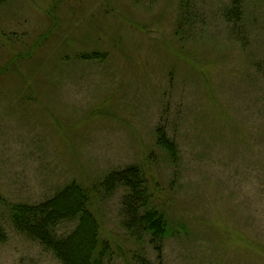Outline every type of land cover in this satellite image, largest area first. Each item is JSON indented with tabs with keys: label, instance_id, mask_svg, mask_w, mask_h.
<instances>
[{
	"label": "rangeland",
	"instance_id": "1",
	"mask_svg": "<svg viewBox=\"0 0 264 264\" xmlns=\"http://www.w3.org/2000/svg\"><path fill=\"white\" fill-rule=\"evenodd\" d=\"M183 1L0 3V193L35 203L70 181L95 186L106 264L139 253L264 264V0H240L239 36L222 15L231 0ZM91 51L103 54L80 58ZM157 125L175 159L156 145ZM131 163L171 227L158 258L122 225V190L95 185ZM0 264L61 262L8 228Z\"/></svg>",
	"mask_w": 264,
	"mask_h": 264
},
{
	"label": "trees",
	"instance_id": "2",
	"mask_svg": "<svg viewBox=\"0 0 264 264\" xmlns=\"http://www.w3.org/2000/svg\"><path fill=\"white\" fill-rule=\"evenodd\" d=\"M4 1L0 0V3ZM189 4V0L181 3L186 9ZM181 13H185L184 9ZM222 15L236 29V24L238 26L242 20L240 0H231L230 7ZM190 23H193L190 15L180 16L179 25L188 24L192 29ZM238 33L237 30L236 35ZM102 54L91 51L81 54L80 58L84 60ZM155 132L156 145L175 159L178 146L167 136L164 126L157 125ZM95 185L106 193L122 190V225L132 237L146 238L157 251V258L160 257L162 243L169 236L171 227L164 211L152 202L149 180L142 166L131 163L111 169ZM93 187L70 181L58 187L50 197L35 203L13 202L0 193V241L6 240L8 228H12L50 250L61 264H106L109 259L108 242L100 239V223L90 209ZM61 223L71 224L70 229L61 232ZM132 260L134 264H161L140 253L134 254Z\"/></svg>",
	"mask_w": 264,
	"mask_h": 264
}]
</instances>
